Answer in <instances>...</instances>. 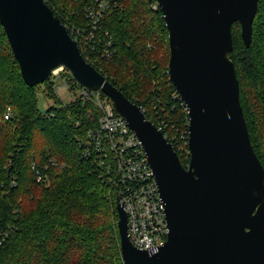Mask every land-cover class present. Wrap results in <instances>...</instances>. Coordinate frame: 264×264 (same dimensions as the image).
<instances>
[{
    "label": "trees",
    "instance_id": "16d2710c",
    "mask_svg": "<svg viewBox=\"0 0 264 264\" xmlns=\"http://www.w3.org/2000/svg\"><path fill=\"white\" fill-rule=\"evenodd\" d=\"M45 2L69 33L71 28H87L86 0ZM155 4L156 0H122L119 8L107 13L99 35L111 36V58L101 50L91 52L84 34L71 36L77 38L84 59L161 128L187 167L188 113L170 81L168 30L160 8H152ZM232 42L229 58L240 105L264 168V0L258 1L250 46L243 43L239 23L233 24ZM54 77L27 86L0 24V264H124L117 189L109 183L89 137L99 129L103 114L96 94L112 103L102 92L86 98L62 70L60 77L75 96L63 103ZM40 87L54 104L46 111L39 109Z\"/></svg>",
    "mask_w": 264,
    "mask_h": 264
},
{
    "label": "water",
    "instance_id": "95a60500",
    "mask_svg": "<svg viewBox=\"0 0 264 264\" xmlns=\"http://www.w3.org/2000/svg\"><path fill=\"white\" fill-rule=\"evenodd\" d=\"M259 0H156L168 30V73L188 113L189 164L141 107L82 56L45 0H0L2 25L29 87L66 70L113 103L141 143L168 229L154 252L133 246L116 199L124 264H264V168L250 142L229 58L232 27L250 46Z\"/></svg>",
    "mask_w": 264,
    "mask_h": 264
},
{
    "label": "built area",
    "instance_id": "2783aa9c",
    "mask_svg": "<svg viewBox=\"0 0 264 264\" xmlns=\"http://www.w3.org/2000/svg\"><path fill=\"white\" fill-rule=\"evenodd\" d=\"M121 1L86 0L84 16L88 20L87 28H71V33H68L77 38L84 34L91 52L101 50L104 57L111 58L114 53L112 38L108 32L103 33L104 36L100 38L99 28L107 13L119 8ZM157 7L159 6L156 2L152 8ZM77 38L73 39L77 42ZM94 93L97 92L82 91L86 98ZM95 98L103 114L99 120V129L89 137L93 140L97 157H101L100 164L105 169L109 183L117 189L119 201L127 215L128 237L131 243L137 249L154 252L165 242L168 229L153 173L141 143L125 120L116 112L114 106L100 100L99 94ZM8 118L9 113L5 116V119ZM187 140L188 135L185 141L188 148ZM182 148L183 146H178V150ZM187 151L189 154V150Z\"/></svg>",
    "mask_w": 264,
    "mask_h": 264
},
{
    "label": "rangeland",
    "instance_id": "374dc122",
    "mask_svg": "<svg viewBox=\"0 0 264 264\" xmlns=\"http://www.w3.org/2000/svg\"><path fill=\"white\" fill-rule=\"evenodd\" d=\"M61 71L56 72L55 74H53L55 83H56V95L59 97V99L63 102V103H68L71 102L74 99V94H72L68 87L64 84V81L61 79L60 75H61ZM107 80V79H106ZM111 83V82H110ZM112 84V83H111ZM42 87L39 88V93H38V104H39V109L41 111H46L49 107L53 106V102L51 100H49L48 98H46L44 96V94L42 93ZM100 92V91H97ZM80 94L79 91L76 92V96H78ZM99 94V93H97ZM96 94V95H97ZM107 97V96H106ZM108 98V97H107ZM109 99V98H108ZM104 101V100H103ZM111 101V100H110ZM107 103V102H106ZM112 103V102H111ZM104 104V103H103ZM102 104V105H103ZM113 104V103H112ZM112 104H107V105H112ZM113 107V106H112ZM166 137V136H165ZM167 138V137H166ZM175 139V138H173ZM178 148V146L181 145V142H178V144H175Z\"/></svg>",
    "mask_w": 264,
    "mask_h": 264
},
{
    "label": "bare ground",
    "instance_id": "6f19581e",
    "mask_svg": "<svg viewBox=\"0 0 264 264\" xmlns=\"http://www.w3.org/2000/svg\"><path fill=\"white\" fill-rule=\"evenodd\" d=\"M56 72H58V71H56Z\"/></svg>",
    "mask_w": 264,
    "mask_h": 264
}]
</instances>
